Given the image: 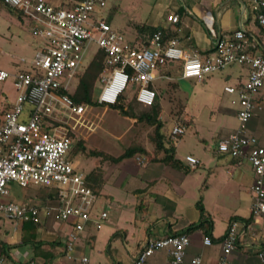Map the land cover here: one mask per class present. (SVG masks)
I'll list each match as a JSON object with an SVG mask.
<instances>
[{
	"label": "built area",
	"instance_id": "obj_1",
	"mask_svg": "<svg viewBox=\"0 0 264 264\" xmlns=\"http://www.w3.org/2000/svg\"><path fill=\"white\" fill-rule=\"evenodd\" d=\"M1 1L27 17L32 22V35L43 41L29 59L11 55L18 62L28 63V68L13 74L0 68V80L11 76L17 91L15 101L10 103L11 109L0 122L1 217L14 222L39 220L37 205L9 199L10 182L21 187L38 185L56 189L55 217L72 224L65 243V249L72 250L90 218L95 194L67 154L74 146V136L86 140L93 133L94 109L118 103L120 96L133 88H136L133 94L136 102L153 105L157 94L154 83L157 79L169 78L163 73L169 66L178 65L181 78L202 80L203 76L234 64L247 69V78L236 84H226L223 90L231 96L230 105L238 123L227 135L216 140L213 149L238 160L245 158L250 163L254 175L250 186L253 200L250 212L254 217L264 216V146L247 130L257 107L253 96L264 88V55L261 53L264 36L251 34L240 25L229 34L212 35L214 55L203 56L192 46L183 48L178 37L164 40L160 30L145 40L127 42L106 17L96 15L106 5V0H72L70 6L63 7H55L46 0ZM255 9V19L264 27V0H255ZM166 19L175 24L180 22L175 13H169ZM92 42L96 50H103L104 65L95 80L91 100L77 103L69 95L73 91L70 83L85 68L83 59ZM97 87L99 92L94 95ZM189 122L186 117L174 121L169 133L170 143L186 133ZM184 158L191 168L199 164L195 156L187 154ZM136 160L144 163L140 156H136ZM104 218L106 213L102 212L94 221L95 225L99 227ZM243 225L246 223L230 219L221 240L222 252L217 264H230L229 255L237 246L238 228ZM189 243L186 233L149 239L132 264H145L159 249H167L171 264H184ZM203 243L210 244L211 238L204 236ZM257 256L264 264V248ZM82 260L85 262L87 258ZM0 264H5L1 255ZM24 264L37 263L29 260ZM192 264H201L200 257L195 256Z\"/></svg>",
	"mask_w": 264,
	"mask_h": 264
},
{
	"label": "crops",
	"instance_id": "obj_2",
	"mask_svg": "<svg viewBox=\"0 0 264 264\" xmlns=\"http://www.w3.org/2000/svg\"><path fill=\"white\" fill-rule=\"evenodd\" d=\"M46 2L63 7L70 6L72 0ZM0 5L13 10L23 23L25 16L17 9L4 5L1 0ZM155 6V18L147 26L163 28L166 33L176 32L183 48L192 46L203 56L214 55L212 35L229 34L240 25H244L251 34L264 36L255 19V0H188L184 5L177 0H157ZM233 9H237V13ZM169 13L177 14L180 22L168 21L166 16ZM29 22L31 29L32 22ZM10 25L15 26L11 20ZM1 36L0 42L4 43L13 40L15 34ZM137 38L141 37L138 35ZM42 43L41 38H34L24 48L30 52L33 49L34 54ZM261 49L264 53V45ZM25 64L26 69L29 64ZM228 67H235L237 73L226 74L225 85L247 78L245 67L238 64ZM230 98L229 95V105ZM254 102L257 107L261 103L262 109L254 111L247 130L264 146V89L258 92ZM192 123L193 118L189 128ZM223 136H218L213 142L209 149L211 156L187 153L199 159L195 168L187 164L185 156L177 157L180 164L173 167L162 160L163 153L157 152L155 160L144 154L137 155L144 158V163L134 157L110 162L98 178L102 184L94 193L90 218L70 251L65 249V243L72 224L56 217L52 220L43 208H39L38 222H14L0 216V239L5 245V253L0 255L5 264H24L29 260L37 264H132L147 240L180 233L191 223L198 222L201 219L196 205L199 198L210 221L187 233L190 243L185 251L184 264H192L195 256L200 257L201 264H217L222 252L221 240L233 217L246 225L238 228L237 246L229 255V263L261 264L257 252L264 248V216L254 217L250 212L253 201L250 186L254 179L252 166L245 158L238 160L213 149L216 140ZM141 145L153 155L149 145ZM174 148L176 150V145ZM201 166L202 169L196 172ZM101 192L113 205L115 213L94 207ZM102 212L106 213V218L97 227L94 221ZM204 236L211 238L210 244L203 243ZM83 257L87 258L85 262ZM145 264H171V256L167 249H159L147 258Z\"/></svg>",
	"mask_w": 264,
	"mask_h": 264
},
{
	"label": "rangeland",
	"instance_id": "obj_3",
	"mask_svg": "<svg viewBox=\"0 0 264 264\" xmlns=\"http://www.w3.org/2000/svg\"><path fill=\"white\" fill-rule=\"evenodd\" d=\"M156 1L106 0V5L98 10L96 15L106 17L110 21L112 28L122 34L127 42H136L138 35L145 40L150 35L145 27H147L148 23H152L155 18ZM177 1L181 5L188 3V0ZM233 10L237 13V9ZM10 20L14 22V27L10 25ZM2 21L4 23L1 24ZM7 27H9V30ZM0 33L7 37H10L11 33L15 34L13 40L4 41V43L0 42V68L7 70L11 74L19 69H25V63L12 59L10 55L15 52L28 59L29 56L32 57L33 49L30 52L24 48L32 39H37L32 35L29 19L23 17L22 23L18 20L13 10L0 5ZM18 33L22 35H18ZM1 34L0 37H3ZM96 48V44L93 42L88 45L83 59L84 65L89 62ZM168 70H170L169 78L155 81V87L159 92L161 103L159 119L164 121L162 128V132L165 135L164 141L170 145L167 135H169L176 119L181 117L193 118V125L182 137L173 143V145H176L175 157H184L187 153H194L196 156L201 157L211 156L209 149L210 147L212 148L215 139L218 136L225 135L230 129L235 128L238 123L235 117V110L228 104L229 94L223 90L227 82L226 74L235 75L237 71L235 67H226L223 70L203 76L202 80H200L197 78H181L178 72V65L169 66ZM76 82V79H72L70 83L71 91L74 89ZM135 89L133 88L124 94L122 102L125 107L129 99L132 98ZM98 92L99 87L95 88L94 95H97ZM16 95L17 91L11 76L5 80H0V122L4 114L11 109L12 104L10 103L15 101ZM257 97L258 93L254 94L253 100ZM259 105L255 113L262 109L261 103ZM133 106L136 110H141L145 107L141 104H133ZM23 107L26 108V105L23 104ZM91 117L95 125L93 133L86 140L74 136L75 142L78 139L83 142L81 147L75 148L73 146L72 150L67 154V158L72 161L78 171L84 174L85 178L92 170L97 175L102 176V171L112 162L111 160L103 159L102 155H120L130 145L134 144H145L147 147L149 145L151 151H153L154 146L148 139V136L152 134V127L136 121L135 117L123 115L118 105L97 106ZM203 139H205V142ZM136 156L133 155L132 157L136 158ZM127 158L130 159L131 157ZM201 169L202 166L197 168L196 172ZM9 187L11 189L9 199L15 202L33 203L39 208L46 210L48 216L55 220L53 207L57 204V198L46 196L47 190H49L48 187L38 185L21 187L15 182H10ZM94 207L97 209L104 208L106 211L109 210L111 213H115L113 205L110 204L109 200L106 201L103 192L96 197ZM127 215H130V213H127Z\"/></svg>",
	"mask_w": 264,
	"mask_h": 264
},
{
	"label": "trees",
	"instance_id": "obj_4",
	"mask_svg": "<svg viewBox=\"0 0 264 264\" xmlns=\"http://www.w3.org/2000/svg\"><path fill=\"white\" fill-rule=\"evenodd\" d=\"M261 30L264 31V27L260 26ZM147 31L151 34L156 30H160L163 34V39L166 40L171 37H177L175 34L176 32H169L166 33V31L163 28L160 27H153V26H147L145 27ZM262 55L264 53L261 50ZM104 59L105 55L102 49H97L96 52L93 54L89 62L86 64L83 71L76 75V85L73 89V91L69 94L70 97L77 103H85L89 102L91 100V94L94 87L95 80L97 78V75L102 70L104 65ZM170 70L163 71L165 74H170ZM155 86V83H154ZM156 88V87H155ZM157 90V89H156ZM124 94L120 96L119 102L114 104L118 105L120 108V111L123 115H130L132 117L136 118V121L142 122L144 125L152 127V134L148 136V139L150 142H152L154 149L152 151L151 155L149 151H147L141 144L139 145H130L123 153H121L118 156H112L110 154L102 155L103 159H108L111 161H119L124 157H132L136 154H144L149 157L151 160H155V152L157 153H163L162 160L169 163L173 167H177L180 164V160L175 157V148L173 143H170V145L165 146L164 141V133L162 132L163 128V120L159 119L160 111H161V103H160V95L157 91L155 101L153 105L151 106H145L141 110H136V108L133 106V104H139L136 102L134 96L132 95V98L129 99L128 104L124 105L122 100L124 99ZM82 140L78 139L74 146L75 148L81 147ZM98 154V152H97ZM100 175H96L94 170H92L89 175L86 178L87 185L92 189L94 193L99 191V188L101 186ZM47 197L49 198H57L58 192L56 189H49L47 190ZM197 208L200 212L201 219L198 222H193L186 229L181 231L180 233H188L193 229L202 227L205 223L209 222V214L205 211L201 199L199 198L196 202ZM235 218V217H233ZM231 218V219H233ZM251 218V217H250ZM250 218L248 220H250ZM177 234V233H174ZM0 253H5V245L0 239Z\"/></svg>",
	"mask_w": 264,
	"mask_h": 264
}]
</instances>
